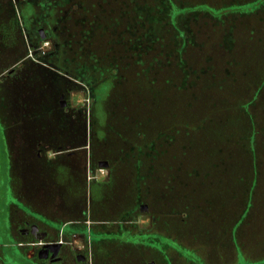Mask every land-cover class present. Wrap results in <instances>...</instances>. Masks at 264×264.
Listing matches in <instances>:
<instances>
[{"label": "rangeland", "instance_id": "1", "mask_svg": "<svg viewBox=\"0 0 264 264\" xmlns=\"http://www.w3.org/2000/svg\"><path fill=\"white\" fill-rule=\"evenodd\" d=\"M162 1L146 64L97 106L91 75L58 66V4L0 0V264H39V199L96 204V176L105 210L138 193L168 225L93 228L95 264H264V0Z\"/></svg>", "mask_w": 264, "mask_h": 264}, {"label": "trees", "instance_id": "2", "mask_svg": "<svg viewBox=\"0 0 264 264\" xmlns=\"http://www.w3.org/2000/svg\"><path fill=\"white\" fill-rule=\"evenodd\" d=\"M57 1L47 3L58 4ZM167 4L162 0H63V4L61 1V6L49 9V21L61 20L57 23L60 28L52 33V43L60 46L58 59L65 61L58 66L68 68L71 76L82 72L91 75L93 99L99 106L114 83L146 64L144 60L155 43L143 41L145 44L138 46L137 39L163 34L166 21L160 13ZM96 73L102 76L95 77ZM8 259L15 257L8 254Z\"/></svg>", "mask_w": 264, "mask_h": 264}, {"label": "crops", "instance_id": "3", "mask_svg": "<svg viewBox=\"0 0 264 264\" xmlns=\"http://www.w3.org/2000/svg\"><path fill=\"white\" fill-rule=\"evenodd\" d=\"M83 148L86 149L87 147L84 146ZM44 149H47L46 152L52 150V148H45L39 145L40 161L42 160L41 154ZM86 181L90 183V187L91 184L95 187L92 190L94 201H97L96 204H93L95 205L94 208L91 201L88 203L87 191L79 201L70 193L63 195L60 192L58 196H52L48 201L51 203L49 207L45 206L39 199V245L42 247V245L48 243L60 244V248L55 257H52L51 253H48L45 257H39V264H95L94 247L90 241L92 239L90 237L93 235V228L99 230V228L106 226H114L115 229L112 232L116 233L119 231L123 235H125V231L127 233L137 231L138 233L148 235L152 233L156 235L158 233L160 236L167 235L160 233H166L165 228L168 225L167 217L160 219V222L162 224L164 223V231L162 225H155V219L159 216L166 215V213H161V210L157 211L155 206L151 204L152 200H150L151 203L149 205L148 203L142 205L140 203V194H133L132 205L124 210L122 209L118 214L120 216H118L115 213L112 214L111 209L107 208L105 210V206H103L104 187L113 184L112 178L106 176L87 177ZM133 186L138 187L139 183L135 181ZM144 197L142 195V198ZM178 218L179 220L182 219V217ZM158 227L160 230H158ZM121 228L124 231H121ZM102 231L108 232L109 230ZM148 235V243L154 241ZM167 238L170 239V237ZM177 242L181 243L180 241ZM144 248L152 249L149 246H145ZM146 264L158 263L150 259Z\"/></svg>", "mask_w": 264, "mask_h": 264}, {"label": "water", "instance_id": "4", "mask_svg": "<svg viewBox=\"0 0 264 264\" xmlns=\"http://www.w3.org/2000/svg\"><path fill=\"white\" fill-rule=\"evenodd\" d=\"M61 104L63 105V101L61 102ZM106 163H104L103 165H105ZM60 248V244L59 243H48V244H44L42 245L41 249L39 250V256L40 258L47 256L48 253H51L52 257H55L58 250Z\"/></svg>", "mask_w": 264, "mask_h": 264}, {"label": "flooded vegetation", "instance_id": "5", "mask_svg": "<svg viewBox=\"0 0 264 264\" xmlns=\"http://www.w3.org/2000/svg\"><path fill=\"white\" fill-rule=\"evenodd\" d=\"M61 105H62V104H61ZM64 105H65V103L63 102V105H62V106H64ZM104 163H106V164L103 165ZM98 165L107 166L108 164H107V162H105V161H102V162L100 161V162H98ZM37 235H39V234H37ZM10 247H11V248H14L15 246L13 247V245H12V243H11V244H10ZM14 249H15V248H14ZM39 249H40V247H39ZM38 256H39V250H38L37 253H36V257H37V258H39ZM79 257H80V256H79Z\"/></svg>", "mask_w": 264, "mask_h": 264}]
</instances>
